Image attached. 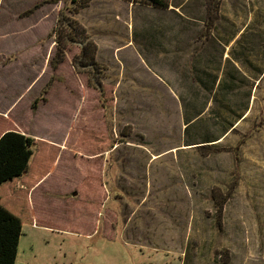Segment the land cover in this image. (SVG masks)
I'll return each mask as SVG.
<instances>
[{
  "label": "rangeland",
  "instance_id": "rangeland-1",
  "mask_svg": "<svg viewBox=\"0 0 264 264\" xmlns=\"http://www.w3.org/2000/svg\"><path fill=\"white\" fill-rule=\"evenodd\" d=\"M165 1L0 0V118L58 147L15 264H264V0Z\"/></svg>",
  "mask_w": 264,
  "mask_h": 264
},
{
  "label": "trees",
  "instance_id": "trees-1",
  "mask_svg": "<svg viewBox=\"0 0 264 264\" xmlns=\"http://www.w3.org/2000/svg\"><path fill=\"white\" fill-rule=\"evenodd\" d=\"M127 1L141 2L157 9L168 7L165 0ZM66 26L69 28V34H66L64 27L59 31L54 30L56 33V51L50 60L52 68L56 69L63 61L67 42L74 41V37L81 34L82 47L80 53L73 58L75 69L78 72H84L88 67H91L93 71L102 73L101 69L103 68L96 59L97 45L86 35V29L74 20L68 22ZM88 84L99 88L101 92L103 91L102 83L97 80V76L95 79L89 80ZM1 122L4 124V128L0 131V264H15L23 222L24 219L28 220L27 211L22 208L25 205L21 204L20 200L25 198V194L29 200L28 194L31 187L39 182L37 180L31 183L27 176L35 167L40 151L47 148L55 151L58 150V147L45 142H42L39 147L38 141L34 137L14 128L11 130V125L3 118H0ZM22 187L27 188L25 194Z\"/></svg>",
  "mask_w": 264,
  "mask_h": 264
},
{
  "label": "crops",
  "instance_id": "crops-1",
  "mask_svg": "<svg viewBox=\"0 0 264 264\" xmlns=\"http://www.w3.org/2000/svg\"><path fill=\"white\" fill-rule=\"evenodd\" d=\"M23 132V131H22ZM23 133H25V132H23ZM33 190H34V188L31 190V197H30V200H31V202H32V193H33ZM36 218L34 217V220H35Z\"/></svg>",
  "mask_w": 264,
  "mask_h": 264
}]
</instances>
